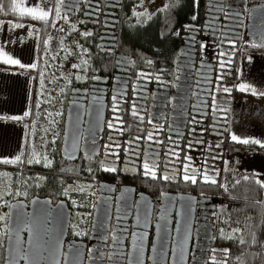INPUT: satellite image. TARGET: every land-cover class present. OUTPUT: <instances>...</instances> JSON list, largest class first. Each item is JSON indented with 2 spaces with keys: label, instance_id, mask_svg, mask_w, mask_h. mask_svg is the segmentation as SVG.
I'll return each instance as SVG.
<instances>
[{
  "label": "flooded vegetation",
  "instance_id": "obj_1",
  "mask_svg": "<svg viewBox=\"0 0 264 264\" xmlns=\"http://www.w3.org/2000/svg\"><path fill=\"white\" fill-rule=\"evenodd\" d=\"M141 3L64 0L80 52L54 59L49 146L3 169L2 264L17 200L35 264H234L227 200L264 184V0H193L185 19L181 0Z\"/></svg>",
  "mask_w": 264,
  "mask_h": 264
},
{
  "label": "crops",
  "instance_id": "obj_2",
  "mask_svg": "<svg viewBox=\"0 0 264 264\" xmlns=\"http://www.w3.org/2000/svg\"><path fill=\"white\" fill-rule=\"evenodd\" d=\"M52 4L53 0L51 9ZM39 37L40 27L36 23L0 19V62L4 64L0 65V163H17L28 150V128L13 117L31 116L35 107L39 87L37 62L44 54L39 51ZM13 58L32 61L35 67L22 70L7 63ZM20 156L18 161H13Z\"/></svg>",
  "mask_w": 264,
  "mask_h": 264
},
{
  "label": "rangeland",
  "instance_id": "obj_3",
  "mask_svg": "<svg viewBox=\"0 0 264 264\" xmlns=\"http://www.w3.org/2000/svg\"><path fill=\"white\" fill-rule=\"evenodd\" d=\"M50 2L51 0H16V3L21 7H37L39 9H43L49 12L50 15ZM162 0H142L141 8L149 9L151 4L160 3ZM60 8V15H56V9ZM19 9V8H18ZM20 10V9H19ZM39 14V13H38ZM72 26V19L67 16L65 13L61 11V6L56 3L54 8V23L53 29L49 34L46 40V48L44 50V54L42 56L41 63V75L40 82L38 83V94L36 97L35 107L33 108L31 116H25L22 114L21 118H18V122L22 123L21 126L24 128H28V151L30 154H34L35 152H39L43 149H46L49 146L50 140L53 135H55L54 126H52L53 117L56 116L59 110L60 99L57 94L53 95V85L55 75L57 74L55 66V58L59 52H63L66 54H79L80 52V44L77 40H70L68 35L70 33ZM9 42L8 40L5 43ZM19 64H11L16 65L18 68L23 70V67L20 65H24L25 67H29L32 64V61H24L25 59H16ZM11 61V60H10ZM11 63V62H7ZM53 82V85H52ZM9 84V83H8ZM53 95V96H52ZM52 96V97H51ZM53 101V107H49L50 103L48 101ZM25 111V110H23ZM28 117V119H27ZM28 125V127H27ZM258 140L259 143H264V137L261 136ZM25 152V151H24ZM26 153V152H25ZM24 153V155H25ZM29 154V155H30ZM17 157L13 158V161H18ZM21 156L19 157V159ZM250 158L248 156L242 158V161H247ZM258 179L262 181L264 179V157L259 160L258 157ZM15 180L14 173L12 171H5L0 169V264L2 262V235H1V216H2V205L4 200H9L11 198L10 188L13 185ZM7 188V189H6ZM7 191V192H6ZM7 193V194H6ZM9 197V198H8ZM239 235L243 234L242 228L239 226ZM242 230V232H241ZM240 237V236H239Z\"/></svg>",
  "mask_w": 264,
  "mask_h": 264
},
{
  "label": "trees",
  "instance_id": "obj_4",
  "mask_svg": "<svg viewBox=\"0 0 264 264\" xmlns=\"http://www.w3.org/2000/svg\"><path fill=\"white\" fill-rule=\"evenodd\" d=\"M183 19L187 16L193 4V0H181ZM3 10L0 11V19L15 21H29L40 27L39 51L43 53L46 48V40L52 31L54 23V8L57 0H53L52 9L47 20L33 19L31 15H20V11H12V0H2ZM0 65H4L0 62ZM233 147L241 148V145ZM264 146H258L260 150ZM17 163H0L2 169L15 170L19 168ZM236 197L227 200L231 221L235 225H241L243 234L238 239L222 240L221 243L230 246L231 261L234 264H264V187L255 180H245L239 188H236ZM255 237V242H253ZM241 239L245 243H241ZM2 264V262H1Z\"/></svg>",
  "mask_w": 264,
  "mask_h": 264
},
{
  "label": "water",
  "instance_id": "obj_5",
  "mask_svg": "<svg viewBox=\"0 0 264 264\" xmlns=\"http://www.w3.org/2000/svg\"><path fill=\"white\" fill-rule=\"evenodd\" d=\"M255 11L258 12V16L260 15L264 18V4L258 5V7L255 8ZM22 204V200L14 201L11 204L5 264H21V259L25 260V264H35L37 258H40L42 255L33 249H22L23 238L17 235L18 213L20 212ZM55 255L56 254L50 253V259H52L53 256L56 257ZM57 257H59V254H57Z\"/></svg>",
  "mask_w": 264,
  "mask_h": 264
},
{
  "label": "snow or ice",
  "instance_id": "obj_6",
  "mask_svg": "<svg viewBox=\"0 0 264 264\" xmlns=\"http://www.w3.org/2000/svg\"><path fill=\"white\" fill-rule=\"evenodd\" d=\"M57 3L60 5V6H63L64 5V0H57ZM3 2L2 0H0V11L3 10ZM20 9V15H31L33 19H41V20H47L48 16H49V12L46 11V10H43V9H39L37 7H21L20 5L16 4L15 3V0H12V11L15 12L17 9ZM39 13V14H38ZM56 15L59 16L60 15V8L58 7L56 9ZM17 26H20V25H17ZM12 64H19V61L18 60H11L10 61ZM21 67H25L24 65H20ZM30 67H35V64L31 65ZM73 67H77L76 65H73ZM244 89V86L241 85V90ZM225 91H227V89H225ZM115 99V97H114ZM115 110V109H114ZM28 113H25V115H27ZM133 115H138V113H136L135 111L133 112ZM13 119H18L17 117H13ZM142 119V118H141ZM109 127H113V124L112 122H109ZM148 139H152V134L149 133L148 134ZM233 140H236L237 138L235 136L232 137ZM243 143H248L249 141H242ZM257 143H259L257 141ZM17 160H19V157L16 158ZM5 162H9V161H5ZM32 161L30 160L29 163H31ZM38 162V161H37ZM145 169L146 170H149L150 171V168H149V164L148 163H145L144 165ZM106 170H113V169H106ZM187 171H188V168L187 166H185V175L183 177V179L185 181H191L192 183H196V176L195 175H188L187 174ZM147 174V172H146ZM154 175V173H153ZM164 179H168V177H164ZM205 182H208V177H205ZM212 183H215V181H211ZM262 187H264V184H262ZM236 231H239V229H237ZM242 244L245 243V241L243 239H241L240 241ZM253 242H255V237H253Z\"/></svg>",
  "mask_w": 264,
  "mask_h": 264
}]
</instances>
